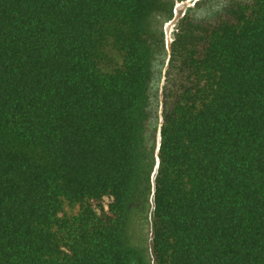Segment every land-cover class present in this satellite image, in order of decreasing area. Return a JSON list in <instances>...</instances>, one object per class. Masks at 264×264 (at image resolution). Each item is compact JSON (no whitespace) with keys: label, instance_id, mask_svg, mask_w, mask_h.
<instances>
[{"label":"trees","instance_id":"16d2710c","mask_svg":"<svg viewBox=\"0 0 264 264\" xmlns=\"http://www.w3.org/2000/svg\"><path fill=\"white\" fill-rule=\"evenodd\" d=\"M172 9L0 0V264H264V0Z\"/></svg>","mask_w":264,"mask_h":264},{"label":"rangeland","instance_id":"374dc122","mask_svg":"<svg viewBox=\"0 0 264 264\" xmlns=\"http://www.w3.org/2000/svg\"><path fill=\"white\" fill-rule=\"evenodd\" d=\"M173 1V7H175V4L178 0H172ZM180 2L183 1L184 8L181 9L185 10L184 15L178 16L176 20L170 21V19H166L163 22V29L165 32V38H166V44L169 47L170 43L172 42L174 35L176 31L178 30L179 24L182 20V18L186 15V13H194L199 16H204L209 13H211L213 10L218 9L222 7L223 5L229 3L232 0H179ZM198 2H201V4H204V6L199 7ZM172 15H173V9H172Z\"/></svg>","mask_w":264,"mask_h":264},{"label":"built area","instance_id":"2783aa9c","mask_svg":"<svg viewBox=\"0 0 264 264\" xmlns=\"http://www.w3.org/2000/svg\"><path fill=\"white\" fill-rule=\"evenodd\" d=\"M184 4L183 1H177L176 4H175V7H173V15H172V18L170 19V21H173V20H176L178 18V16H182L185 14V10H182L184 8Z\"/></svg>","mask_w":264,"mask_h":264}]
</instances>
